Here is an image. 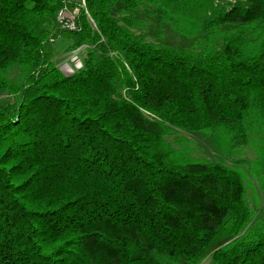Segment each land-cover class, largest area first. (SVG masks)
<instances>
[{"label": "trees", "instance_id": "trees-1", "mask_svg": "<svg viewBox=\"0 0 264 264\" xmlns=\"http://www.w3.org/2000/svg\"><path fill=\"white\" fill-rule=\"evenodd\" d=\"M75 4L0 0V264H264V0H85L60 30ZM59 37L84 69L51 61Z\"/></svg>", "mask_w": 264, "mask_h": 264}, {"label": "rangeland", "instance_id": "rangeland-1", "mask_svg": "<svg viewBox=\"0 0 264 264\" xmlns=\"http://www.w3.org/2000/svg\"><path fill=\"white\" fill-rule=\"evenodd\" d=\"M76 3L75 8L67 7V10L73 12L80 7H83L84 0H73ZM161 25L158 22H150V29L147 30V34L149 35V40L156 42L155 36L158 35L161 30ZM165 28V32L168 35V40L170 42H179L180 38L174 34L167 26H162ZM145 33V32H144ZM161 33V32H160ZM188 45V44H187ZM73 46V42L65 37H59L56 41L49 43L45 52L49 54L51 61L60 68L63 74L71 75L80 70L84 69L85 66V58L88 52L87 47H83L78 50H71ZM79 60L80 62L75 65V61ZM18 75V71L11 75V78H16ZM8 97L5 94L0 93V104L6 103ZM169 142L177 149L190 151L191 155L195 158L214 161L211 140L208 139L205 135H189L183 132H177L176 134L170 136L168 138ZM241 153L245 155L247 151L242 150ZM247 155H249L251 162L247 165L250 175H246L244 178V186L246 188V199L250 206V208L255 213V219L257 223L264 220V200L263 194L264 192L260 189V178L259 175L261 171H259V167L255 159V154L252 151H248ZM263 192V193H262ZM204 264H208L205 262Z\"/></svg>", "mask_w": 264, "mask_h": 264}, {"label": "built area", "instance_id": "built-area-1", "mask_svg": "<svg viewBox=\"0 0 264 264\" xmlns=\"http://www.w3.org/2000/svg\"><path fill=\"white\" fill-rule=\"evenodd\" d=\"M85 6V0L83 7ZM81 8V7H80ZM78 9L70 12L67 8L59 11L57 16V22L59 24L60 30L75 32L78 31L79 25L77 24L78 19ZM80 61L76 60L74 63L77 65Z\"/></svg>", "mask_w": 264, "mask_h": 264}]
</instances>
